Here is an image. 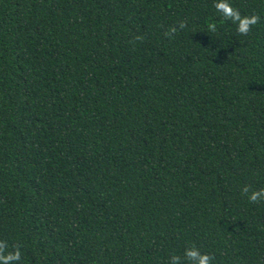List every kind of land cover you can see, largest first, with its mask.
<instances>
[{
  "label": "trees",
  "instance_id": "1",
  "mask_svg": "<svg viewBox=\"0 0 264 264\" xmlns=\"http://www.w3.org/2000/svg\"><path fill=\"white\" fill-rule=\"evenodd\" d=\"M254 192L264 0H0V261L264 264Z\"/></svg>",
  "mask_w": 264,
  "mask_h": 264
},
{
  "label": "clouds",
  "instance_id": "2",
  "mask_svg": "<svg viewBox=\"0 0 264 264\" xmlns=\"http://www.w3.org/2000/svg\"><path fill=\"white\" fill-rule=\"evenodd\" d=\"M250 22L255 23L256 22L255 18H253ZM210 27H214V26L210 25ZM240 30L242 32H246L248 29L245 27V28H242ZM262 195H264V192H260V193L254 192L251 194L250 199L255 201V200L259 199ZM189 254H193V253H189ZM16 259H18V256L16 257ZM211 261H212V257L207 256V255H203V256H201L200 264H211ZM0 264H7V261L6 260L0 261Z\"/></svg>",
  "mask_w": 264,
  "mask_h": 264
}]
</instances>
